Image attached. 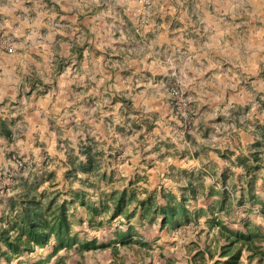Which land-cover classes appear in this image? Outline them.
I'll use <instances>...</instances> for the list:
<instances>
[{"label": "crops", "instance_id": "0c3cea01", "mask_svg": "<svg viewBox=\"0 0 264 264\" xmlns=\"http://www.w3.org/2000/svg\"><path fill=\"white\" fill-rule=\"evenodd\" d=\"M202 3L203 0H195L184 6L178 0H148V4L141 0H0V32L13 40L14 47L10 53H0V135L10 137L19 118L30 120L32 130L34 119L39 120L46 126L47 134L51 133L50 128H57L60 77L64 76L73 86L72 100L79 112L85 102L90 111H103L100 114L119 118L121 123L128 117L139 119L143 104L153 100L173 113L169 89L176 87L174 80L186 65L188 70L182 73L186 77L182 82L185 90L205 85L221 91L217 97L206 90L204 109L222 112L241 104L244 90L237 94L229 91L239 87L242 70L231 69V61L218 53L216 35L224 34V30L219 22L209 19L207 10L198 7ZM227 9L232 13L233 5L229 3ZM206 53L221 63V70L194 69L190 63L198 62L197 58L207 60L203 57ZM66 60L71 66L65 71L60 63H67ZM41 86L47 87L42 94L37 91ZM146 91L148 100L142 98ZM216 103H222L220 108ZM193 106L190 125L204 122L207 127L201 126L195 134L184 132L182 137L190 142L192 138L200 139L204 158L198 153L194 156L197 151L177 148L149 158L146 152L114 153L113 144L117 145L118 140L112 137H104L106 156L116 160L120 157V166L129 174L127 180L135 175V185L145 188L189 184L223 185L230 190L231 185H245L251 175L253 185H264V143L256 129L262 122H221L218 130L223 133L214 138L209 129L216 127L209 119L211 114H207L206 122V115L197 116L198 107ZM254 151H259L256 156L260 167L245 173L237 159L247 157L250 161ZM176 166L184 169L177 170ZM168 169L185 176L172 177ZM234 189L236 195L238 190ZM244 207L246 204L238 207L236 213L245 214Z\"/></svg>", "mask_w": 264, "mask_h": 264}, {"label": "rangeland", "instance_id": "374dc122", "mask_svg": "<svg viewBox=\"0 0 264 264\" xmlns=\"http://www.w3.org/2000/svg\"><path fill=\"white\" fill-rule=\"evenodd\" d=\"M178 1L184 6L188 2L187 5L190 6L195 0ZM203 2L198 7H203V9L207 10L211 15L209 19L214 22H219L224 30V34L220 35V33H217L216 35L215 42L220 43L219 48H217L218 53H223L222 56L227 61H231V69L235 67L240 71L242 70V78L240 83L237 84L240 88L235 86L229 92L237 94L238 90H244V97L242 98L241 104H238L236 107H231L229 110H223L222 112L219 109L210 112L204 109L203 104L206 101V90L212 91L217 97L220 96V90L211 86L206 87L205 85L199 86L195 90L189 88L185 90L182 82L185 81L186 77L182 73L188 70V65L184 69L180 66L182 71H180V74L175 78L176 80L174 82L175 86L188 97L192 108L194 107L193 104L198 107L196 108L197 116L203 118V115H206L204 118L206 122L209 119L215 122L216 127L211 126L209 129L210 136L217 138L223 133L218 130V124L221 122L226 124L229 121H234L235 123L237 120H240L242 124L250 125L251 121L260 120L264 124V0H203ZM229 3L233 5L232 13H229L227 9ZM203 57L207 60L197 58L198 62L190 63L193 64L197 72L205 69L213 72L217 69L221 70L223 67L220 62L216 63L214 61L215 57H212V55L206 53ZM66 61L67 63H60V66L62 64L63 70L65 71L71 66V63L68 60ZM69 81L70 79H67L66 76L60 77V120L55 124L57 128L49 129L50 134H47L46 126H43L39 120L34 119L33 126L35 130H32V127L28 125V121L30 120H20L19 118L15 126L13 128L11 126L13 134L10 137L0 135V211L5 208V202L13 194H21L29 185H37V192H42V190L48 192L57 188L66 190V185L78 187L80 180L86 179L87 175L78 173L76 176H71L66 175L65 171L68 167V162L73 156L84 160L78 147L88 139L90 142L92 141L91 143H93V146L95 145L94 147L96 149L103 151L101 156L97 157L100 162H98V169L96 170L98 173L101 170L105 171V178L100 179L98 183L103 190L110 188L119 189L120 187L126 186L127 176L129 175L120 166V157L116 160L106 156L107 151L105 150H108V148L106 149L107 146L104 137H112L118 140L117 145L113 144L114 153L118 150H123L130 154L136 151L139 154H145L146 152L145 155L149 158L160 151L166 153L165 151L169 152L177 148L180 150L197 151L193 153L194 156L198 153V155L204 158V146L200 144V139L195 141L191 137L192 141L190 142L188 141L189 138L182 137L184 132L195 134L201 126L207 127L204 122L197 126L196 124L191 126V121L190 123H182L173 113L167 110L165 111L161 107V104L155 100L152 103L148 102L143 104V111H140L141 115L139 119H133V121L128 117V120H123L122 123L119 118L110 119V117L100 114L103 111H100L99 114L98 111H90L89 106L85 102L80 105L81 111L79 112L76 104L72 100L71 90L73 86L71 83L69 84ZM254 81L256 84H254ZM254 86L255 88H253ZM46 88L41 86L37 91L42 94L46 91ZM148 94V91H146L142 98L148 100ZM221 105L222 103H216L218 108ZM116 112H119L118 109ZM207 114H211L209 115V119L206 118L208 116ZM169 115L171 119L167 118ZM195 126L197 127L196 129ZM259 132L264 136V131ZM182 140L187 142V144H184ZM4 155L8 158L3 157V159L2 156ZM3 160L6 161L2 163ZM176 167L177 170L184 169L179 166ZM108 171H111L110 176ZM168 171L170 170L168 169ZM175 172L177 173L174 174V172L172 173L170 171L172 177L185 176L179 174V171ZM94 174V170L89 173V180H95ZM178 174L181 176H178ZM132 177L135 179L137 176L132 175ZM140 179H142V175H140ZM51 185L56 186L51 188ZM137 186L139 188L144 187L143 185ZM160 186L165 191H170L175 196H178V188L182 185H155L154 187L158 188ZM215 186L218 187V185ZM253 187L256 197L247 202L254 209L250 212L249 217H258L259 219L260 213L264 212V208L261 209L259 207V203L264 197V185H253ZM87 190L93 191L90 187ZM90 199L96 201L97 196H91ZM215 199V196L199 197L190 203V207L196 211L200 210V214L205 213L206 215L207 207L212 202L214 203ZM257 210L259 213H257ZM75 212L78 217H84L85 215L84 210L80 207H77ZM241 216H244V214ZM202 217L204 216H199V224L189 223L183 225L176 228L173 234H165L166 232L157 230V224L139 228L133 219L130 220V223L135 225L137 230L141 229L142 235L150 244V248L148 249L150 252L149 264H156L157 256H170L173 257L176 264H183L184 257L188 258V240L192 238L191 236H198V239L202 240L204 244L211 243V235L213 233L210 229L207 230L204 227ZM239 218H241L239 213L231 215L229 219H226V223L231 224V227H237V224L234 222ZM123 221L122 217L117 216L111 222H104L103 226L98 230L87 229L84 224L81 227L86 229L85 236L87 238L94 236L99 241H105L111 239L109 227L111 225H118ZM74 228L77 229L78 227L74 225ZM198 229L201 230L194 233ZM49 250L50 246L36 249L33 253L29 254L28 258L34 260L44 257ZM118 253L120 260H124L125 264H132L136 261V256H132L133 253L130 250L119 248ZM58 254L59 256L60 254L64 255L65 251L62 250ZM65 258L66 261L77 264H106L111 259L108 250L96 251L94 255L84 253L80 259L70 251L68 257ZM130 259H132V262ZM53 260L54 258L51 259L49 264Z\"/></svg>", "mask_w": 264, "mask_h": 264}, {"label": "trees", "instance_id": "16d2710c", "mask_svg": "<svg viewBox=\"0 0 264 264\" xmlns=\"http://www.w3.org/2000/svg\"><path fill=\"white\" fill-rule=\"evenodd\" d=\"M256 129L263 132L264 124ZM257 141L255 145L259 147ZM260 141L264 143L263 134ZM91 142L88 139L79 145L84 160L73 156L65 171L71 176L78 173L87 175L86 179L80 180L78 187L66 185V190L57 188L37 192V185H29L21 194H13L5 202V208L0 211L1 264H49L52 258L54 260L50 264H77L66 261L70 251L80 259L84 253L94 255L96 251L103 250H108L111 257L106 264H125L119 258V248L130 250L132 256H136L132 264H149L150 244L141 229L137 230L130 223L131 219L139 228L157 224V230L173 234L176 228L183 225L199 224L200 215L204 216V227L213 233L211 243L204 244L198 236H191L188 258L184 257L183 264H264V212L260 213L259 219L251 218L250 212L254 209L247 204L256 197L253 175L245 185H231L230 190L223 185L221 188L215 185H182L178 188V196L161 186L139 188L135 185L137 178L127 180L126 186L119 189L103 190L98 183L105 178V171H96L100 162L97 157L102 151ZM258 153L251 152L250 161L247 157L237 159L245 173L260 167ZM92 170L95 171V180H89ZM108 174L110 176L111 171ZM54 186L51 185V188ZM88 187L93 191H88ZM233 189L238 190L236 195ZM91 196H97L96 201L91 200ZM208 196H215L216 199L207 207L206 215L190 207L195 199ZM245 204L244 216L234 222L237 227H231L226 219L236 215L238 207ZM77 207L84 210V217L76 215ZM259 207L264 208V197ZM117 216L124 221L109 227L111 239L99 241L94 236H85L86 229L81 227L82 224L87 229L98 230L104 222H111ZM74 225L78 228L75 229ZM47 246L50 250L44 257L28 258L36 249ZM62 250L65 254L59 256ZM156 259V264H176L170 256H157Z\"/></svg>", "mask_w": 264, "mask_h": 264}, {"label": "built area", "instance_id": "2783aa9c", "mask_svg": "<svg viewBox=\"0 0 264 264\" xmlns=\"http://www.w3.org/2000/svg\"><path fill=\"white\" fill-rule=\"evenodd\" d=\"M148 4V0H141ZM13 40L0 32V53H10L13 51ZM170 104L174 116L182 123H187L193 115V108L188 97L177 87L169 89Z\"/></svg>", "mask_w": 264, "mask_h": 264}]
</instances>
